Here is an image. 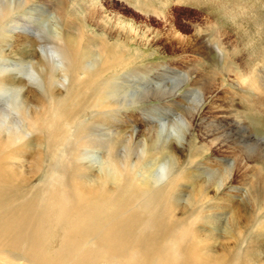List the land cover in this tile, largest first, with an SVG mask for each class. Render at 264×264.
I'll list each match as a JSON object with an SVG mask.
<instances>
[{
    "label": "bare ground",
    "instance_id": "1",
    "mask_svg": "<svg viewBox=\"0 0 264 264\" xmlns=\"http://www.w3.org/2000/svg\"><path fill=\"white\" fill-rule=\"evenodd\" d=\"M86 15L66 0H0V264H264V152L234 142V159L212 157L219 168L197 162L206 145L185 160L207 103L206 143L231 148L227 129L244 126L187 73L137 97L132 41L111 42L103 19L99 33L73 31Z\"/></svg>",
    "mask_w": 264,
    "mask_h": 264
},
{
    "label": "rangeland",
    "instance_id": "2",
    "mask_svg": "<svg viewBox=\"0 0 264 264\" xmlns=\"http://www.w3.org/2000/svg\"><path fill=\"white\" fill-rule=\"evenodd\" d=\"M66 4L74 5L78 13L88 15V18L78 23L73 31L85 32L88 29L99 33V24L103 23L99 21L103 19L105 22L103 33L111 42H117L116 44L119 43L118 45L127 49L129 40L132 41L129 47L136 54L133 68L139 70L140 76L144 72L145 79L140 80L141 85L137 89L131 88L133 91L130 89V94L132 91L138 94L139 98L141 91L147 90L146 92L151 94L156 88L153 80L165 84L170 92L175 80L181 79L183 73L192 76V81H197L194 87L201 88L202 84L208 81L219 90L215 98L208 94L209 99H215L216 104H220L229 112L232 110L228 112L231 126L236 120L244 126V131L227 129L228 131L231 129L229 135L232 133L231 136H234L227 139L225 146H231L228 149L206 143L203 134L211 132L215 124L209 126L212 117L200 121L209 111L210 104L207 103L202 112L204 115L198 116L196 121L197 129L194 136L196 143L183 150L182 157L185 160L189 157V150L203 149L202 147L206 145L205 149L209 152L203 155L204 158L199 157L197 162L205 161L202 165L208 164L219 168L220 161L217 162L216 159L214 161L212 157L218 158L220 155L222 158L229 156L234 159L236 157L233 155L234 142L241 145L250 144L249 152L252 155L260 153L259 150L264 152V108L257 110L247 102L246 97H242V91L246 89L247 95L264 98V0H66ZM97 11H100L102 16L98 13L91 17V14H97ZM37 13H41L39 17L43 15L42 19L48 21L46 8L37 9L35 14L38 15ZM25 49L26 47L22 48L24 51ZM196 78L198 80H195ZM190 84L182 85L180 92L185 94L188 87L192 86ZM155 96L156 100L151 98L150 103H148L150 100L141 103V107L145 104L161 103L157 95ZM192 99L193 97L190 98ZM245 103L251 106V112L253 111L251 116L247 114L246 117ZM186 104H191L189 99ZM238 114L242 116L239 122ZM199 123L203 127L200 128ZM225 123L224 120L220 125L227 126ZM235 138L239 140H234ZM248 164L252 167L255 163L248 161ZM257 195L256 192L252 194L250 190L247 193L248 199L262 200L261 195ZM259 206L262 207L260 218H263L264 204L259 203Z\"/></svg>",
    "mask_w": 264,
    "mask_h": 264
}]
</instances>
